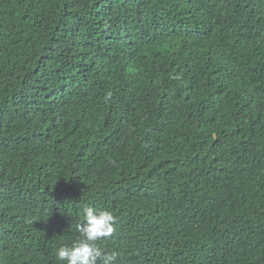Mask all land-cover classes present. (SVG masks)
I'll use <instances>...</instances> for the list:
<instances>
[{
	"label": "trees",
	"instance_id": "1",
	"mask_svg": "<svg viewBox=\"0 0 264 264\" xmlns=\"http://www.w3.org/2000/svg\"><path fill=\"white\" fill-rule=\"evenodd\" d=\"M85 207L96 264H264V0H0V264Z\"/></svg>",
	"mask_w": 264,
	"mask_h": 264
},
{
	"label": "clouds",
	"instance_id": "2",
	"mask_svg": "<svg viewBox=\"0 0 264 264\" xmlns=\"http://www.w3.org/2000/svg\"><path fill=\"white\" fill-rule=\"evenodd\" d=\"M83 223L77 225L80 236L71 246L60 247L56 258L63 264H96L102 256V249L96 242L109 237L113 232L114 216L107 209L85 207ZM116 253L104 254L103 264H114Z\"/></svg>",
	"mask_w": 264,
	"mask_h": 264
}]
</instances>
